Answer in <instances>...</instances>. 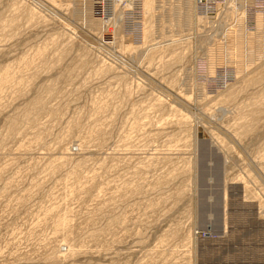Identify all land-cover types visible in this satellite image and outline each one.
Wrapping results in <instances>:
<instances>
[{"label":"rangeland","instance_id":"rangeland-1","mask_svg":"<svg viewBox=\"0 0 264 264\" xmlns=\"http://www.w3.org/2000/svg\"><path fill=\"white\" fill-rule=\"evenodd\" d=\"M260 36L264 0H0V264H264Z\"/></svg>","mask_w":264,"mask_h":264},{"label":"water","instance_id":"water-1","mask_svg":"<svg viewBox=\"0 0 264 264\" xmlns=\"http://www.w3.org/2000/svg\"><path fill=\"white\" fill-rule=\"evenodd\" d=\"M240 194V193H239ZM239 202L241 204L242 203V199L239 198ZM246 206V204H245ZM252 209V213H253V218H254V222H255V226H264V222L261 221L259 218H258V215H257V210L253 207H251ZM227 240L225 238H222L221 240L219 241H211V240H208V241H205L202 245H200L199 247V261H227L226 259V256H222L221 257H215L214 254L215 252L218 250V249H221L225 247L224 243L226 242ZM205 250V251H204Z\"/></svg>","mask_w":264,"mask_h":264},{"label":"bare ground","instance_id":"bare-ground-1","mask_svg":"<svg viewBox=\"0 0 264 264\" xmlns=\"http://www.w3.org/2000/svg\"><path fill=\"white\" fill-rule=\"evenodd\" d=\"M151 2H153V1H151ZM152 6V5H151ZM127 7H128V5H127ZM144 8V7H143ZM153 8V7H152ZM129 9V8H128ZM229 10H231V9H229ZM146 11H148V9L146 10ZM146 11H144V13L146 12ZM230 12H232V11H230ZM148 15H149V13H148ZM124 16V15H123ZM149 16H151V15H149ZM145 17V16H144ZM143 17V18H144ZM148 19V18H147ZM120 20H122V19H119V22H120ZM116 21H117V19H116ZM123 21V20H122ZM155 22V21H154ZM249 22V21H248ZM142 23V22H141ZM127 24V23H126ZM248 25V24H247ZM229 30V29H228ZM227 32V31H226ZM228 33V32H227ZM149 37V36H148ZM264 37V36H263ZM262 36H260V38H261V43L263 44L264 43V38H263ZM259 38V39H260ZM256 42V41H255ZM234 44H235V41H234ZM253 44L254 43H252L251 42V44H250V46H249V52H250V55L252 56L253 54H254V57H256L255 56V52L253 51V49H254V47L255 46H253ZM233 46V45H232ZM263 48H264V45L262 46ZM256 48V47H255ZM258 49V48H257ZM261 50V49H260ZM263 51H264V49H263ZM262 51V52H263ZM259 52V51H258ZM264 53V52H263ZM262 56H261V58H263L264 56H263V54H261ZM252 59H253V57H252ZM258 59V58H257ZM259 59H260V57H259ZM260 61V60H259ZM253 63V62H252ZM254 64V63H253ZM251 65V64H250ZM251 67V66H250ZM253 68V67H252ZM251 69V68H250ZM238 73V72H237ZM227 86V85H226ZM241 110V109H240ZM244 135V134H243ZM240 136V135H239ZM227 188V187H226ZM234 191V190H233ZM232 193V195L235 193V191L234 192H231ZM236 193H237V195H236V198L238 199V201H239V198H241L242 197V193L240 192V194H239V191H237L236 190ZM227 194V193H226ZM231 195V194H230ZM234 196H235V194H234ZM234 196H231V198L232 197H234ZM228 198V197H227ZM229 199V198H228ZM242 199V198H241ZM227 200V199H226ZM240 203V202H239ZM226 206V205H225ZM240 206H244L243 204H241L240 203ZM226 209V208H225ZM230 210V209H229ZM226 224H227V221L225 222ZM252 224H253V226L254 227H256V228H259V229H263L264 230V226H262V225H260V226H255V222H254V218H253V221H252ZM225 229H226V231H227V226L225 225ZM204 243V241H202L201 243H200V245H202ZM227 243L225 242L224 243V245H226ZM200 247V246H199ZM205 251V250H204ZM199 253H200V251H199V249H198V258H199ZM222 256H226V254H224L223 253V255ZM221 257V256H220ZM227 257V256H226ZM227 259V258H226ZM228 261V260H227Z\"/></svg>","mask_w":264,"mask_h":264},{"label":"built area","instance_id":"built-area-1","mask_svg":"<svg viewBox=\"0 0 264 264\" xmlns=\"http://www.w3.org/2000/svg\"><path fill=\"white\" fill-rule=\"evenodd\" d=\"M199 3V2H198Z\"/></svg>","mask_w":264,"mask_h":264}]
</instances>
